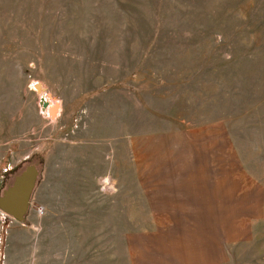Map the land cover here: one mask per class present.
Returning <instances> with one entry per match:
<instances>
[{
    "label": "rangeland",
    "instance_id": "rangeland-1",
    "mask_svg": "<svg viewBox=\"0 0 264 264\" xmlns=\"http://www.w3.org/2000/svg\"><path fill=\"white\" fill-rule=\"evenodd\" d=\"M30 164L0 264H264V0H0V196Z\"/></svg>",
    "mask_w": 264,
    "mask_h": 264
},
{
    "label": "water",
    "instance_id": "water-1",
    "mask_svg": "<svg viewBox=\"0 0 264 264\" xmlns=\"http://www.w3.org/2000/svg\"><path fill=\"white\" fill-rule=\"evenodd\" d=\"M37 89H41L37 85ZM42 110L46 104L39 102ZM39 170L34 165L26 166L13 176L12 183L7 186L0 196V211L16 222L23 223L28 212L34 188L39 180Z\"/></svg>",
    "mask_w": 264,
    "mask_h": 264
},
{
    "label": "built area",
    "instance_id": "built-area-1",
    "mask_svg": "<svg viewBox=\"0 0 264 264\" xmlns=\"http://www.w3.org/2000/svg\"><path fill=\"white\" fill-rule=\"evenodd\" d=\"M30 205H31V203H30ZM30 205H29V211H31V206ZM42 212H43V210H42L41 207H37L36 210H35V213H36L37 216H41L43 214Z\"/></svg>",
    "mask_w": 264,
    "mask_h": 264
},
{
    "label": "bare ground",
    "instance_id": "bare-ground-1",
    "mask_svg": "<svg viewBox=\"0 0 264 264\" xmlns=\"http://www.w3.org/2000/svg\"><path fill=\"white\" fill-rule=\"evenodd\" d=\"M39 87H40V86H39ZM40 88H41V87H40ZM34 90L37 91L38 94H40V92H41V89L38 90V89H37V86H35V89H34ZM41 102H42L43 104H46V107L48 106V103L46 102V100L44 99V97L41 98ZM46 107H45V108H46ZM43 111H44V110H43Z\"/></svg>",
    "mask_w": 264,
    "mask_h": 264
},
{
    "label": "trees",
    "instance_id": "trees-1",
    "mask_svg": "<svg viewBox=\"0 0 264 264\" xmlns=\"http://www.w3.org/2000/svg\"><path fill=\"white\" fill-rule=\"evenodd\" d=\"M38 161H39V162H41V163L43 162V161H42V158H39V160H38Z\"/></svg>",
    "mask_w": 264,
    "mask_h": 264
},
{
    "label": "flooded vegetation",
    "instance_id": "flooded-vegetation-1",
    "mask_svg": "<svg viewBox=\"0 0 264 264\" xmlns=\"http://www.w3.org/2000/svg\"><path fill=\"white\" fill-rule=\"evenodd\" d=\"M30 165H32V164H30Z\"/></svg>",
    "mask_w": 264,
    "mask_h": 264
}]
</instances>
